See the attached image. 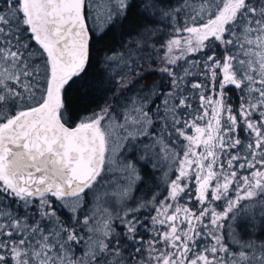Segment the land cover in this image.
Instances as JSON below:
<instances>
[{"label": "snow or ice", "instance_id": "6c2138e0", "mask_svg": "<svg viewBox=\"0 0 264 264\" xmlns=\"http://www.w3.org/2000/svg\"><path fill=\"white\" fill-rule=\"evenodd\" d=\"M0 264H264V0H0Z\"/></svg>", "mask_w": 264, "mask_h": 264}]
</instances>
